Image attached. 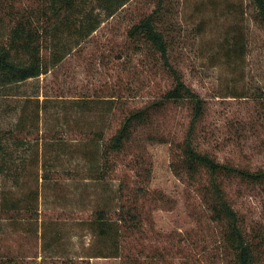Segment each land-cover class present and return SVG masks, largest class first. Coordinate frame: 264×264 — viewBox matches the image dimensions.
<instances>
[{"label": "rangeland", "instance_id": "obj_1", "mask_svg": "<svg viewBox=\"0 0 264 264\" xmlns=\"http://www.w3.org/2000/svg\"><path fill=\"white\" fill-rule=\"evenodd\" d=\"M9 1L37 6L36 0ZM155 3L131 0L113 18L103 16L91 36L62 41L63 54L47 44L50 72L0 91V130L15 140L7 146L2 190L30 206L15 221H0L1 252L19 264H80L101 246L109 253V241L97 242L88 224L98 210L115 218L122 187L125 193L140 189L134 213L140 228L127 235L118 258H91L90 264H226L201 196L171 167L175 142L189 126L187 109L168 103L155 110L156 139L168 142H148L142 133L111 157L106 179L98 176L101 136L112 137L123 114L150 107L171 88L153 54L128 35ZM166 6L173 63L206 102L201 146L221 161L263 168L264 98L239 97L264 90V25L251 0H166ZM6 28L0 24V36ZM77 100L97 104L101 114L78 112ZM230 190L247 227L264 230L263 189L235 184ZM54 238L56 245L47 248Z\"/></svg>", "mask_w": 264, "mask_h": 264}, {"label": "trees", "instance_id": "obj_2", "mask_svg": "<svg viewBox=\"0 0 264 264\" xmlns=\"http://www.w3.org/2000/svg\"><path fill=\"white\" fill-rule=\"evenodd\" d=\"M130 1L36 0L37 6L17 8L9 0H0V24L7 23L5 34L0 36V91L48 74L51 62L43 56L47 44L52 43L63 54L66 49L62 47V41H81L91 36L100 28L103 16L113 18ZM155 1V9L135 23L128 35L153 54L154 60L169 76L171 88L161 101L150 107L123 114L119 127L109 139L105 140L101 134L99 144L103 143L98 147L97 159L99 179H106L111 168V157L124 153L138 135L144 133L148 142L159 140L160 143H167L162 138L156 139L153 112L168 103L182 106L189 111L190 121L183 139L175 142L179 151L171 165L175 176L195 187L201 196L210 221L218 230L219 251L223 259H226V264H264V230L247 227L230 190L235 184L240 187L244 184L248 190L253 191L259 187L264 193V167L251 169L228 159L221 161L201 146L202 135L198 131L206 116V102L185 83L183 75L174 65L171 54L173 39L170 37L174 27L169 28L166 24L170 12L167 11L166 0ZM251 4L256 20L264 25V0H251ZM63 56L58 55V58ZM55 63L56 60L52 64ZM249 92L259 99L264 98V90L261 88L240 93L239 97L246 98ZM75 106L78 112L96 110L101 114L97 104L94 105L90 100H77ZM10 142H15L13 132L0 130V221H15V216L22 209L30 212L29 202L24 203L23 207L18 200L9 199L2 190V175L9 170L7 146ZM120 190L124 196L119 198L115 218H111L107 210H98L88 224L97 242L109 241V253L103 246L100 249L96 247L94 253L81 257L84 259L80 260V264H90L91 258H118L127 235L135 226L136 229L140 228V221L134 214L138 212L140 189L136 188L130 193H125L123 187ZM58 239L48 241L46 247L52 248ZM0 264L19 263L14 256L2 253L0 249Z\"/></svg>", "mask_w": 264, "mask_h": 264}]
</instances>
